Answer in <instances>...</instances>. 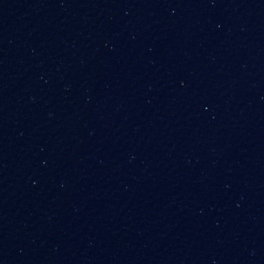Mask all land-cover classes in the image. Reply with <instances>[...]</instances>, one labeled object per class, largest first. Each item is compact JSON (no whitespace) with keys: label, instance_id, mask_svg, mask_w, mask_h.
I'll return each instance as SVG.
<instances>
[{"label":"water","instance_id":"water-1","mask_svg":"<svg viewBox=\"0 0 264 264\" xmlns=\"http://www.w3.org/2000/svg\"><path fill=\"white\" fill-rule=\"evenodd\" d=\"M0 264H264V0H0Z\"/></svg>","mask_w":264,"mask_h":264}]
</instances>
